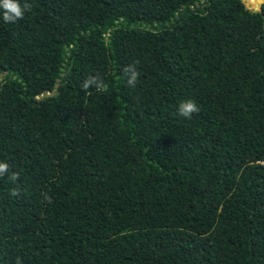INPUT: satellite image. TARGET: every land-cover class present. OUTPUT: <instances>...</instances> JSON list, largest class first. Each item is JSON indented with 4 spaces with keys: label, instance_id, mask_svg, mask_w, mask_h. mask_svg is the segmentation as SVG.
Listing matches in <instances>:
<instances>
[{
    "label": "trees",
    "instance_id": "1",
    "mask_svg": "<svg viewBox=\"0 0 264 264\" xmlns=\"http://www.w3.org/2000/svg\"><path fill=\"white\" fill-rule=\"evenodd\" d=\"M19 3L0 9V264H264V1Z\"/></svg>",
    "mask_w": 264,
    "mask_h": 264
},
{
    "label": "clouds",
    "instance_id": "2",
    "mask_svg": "<svg viewBox=\"0 0 264 264\" xmlns=\"http://www.w3.org/2000/svg\"><path fill=\"white\" fill-rule=\"evenodd\" d=\"M30 4H25L23 8L19 3V0H0V9L3 10V20L5 22H15L17 19H22L24 11L30 9ZM125 77L129 87H134L138 72L135 69V66L130 64L124 70ZM90 86H95L96 88H103L105 85L100 81V78L97 75L88 76L82 84L84 89H88ZM199 108L195 101L188 99L182 101L177 107V113L179 116L184 118H190L193 113H197ZM9 169V165L5 162H0V177H3ZM18 177L14 173L11 179L14 181ZM17 193L13 191V195Z\"/></svg>",
    "mask_w": 264,
    "mask_h": 264
},
{
    "label": "water",
    "instance_id": "3",
    "mask_svg": "<svg viewBox=\"0 0 264 264\" xmlns=\"http://www.w3.org/2000/svg\"><path fill=\"white\" fill-rule=\"evenodd\" d=\"M262 1H264V0H258V3H257L255 6L252 7V6H250L248 3H245V0H242V2L245 4L246 7H248V8H252V9H258V8H259V5H260V3H261ZM0 76H1V73H0ZM54 85H57V84L55 83ZM53 92H54L53 89H50V90H49V93H53ZM44 93H46V91H44Z\"/></svg>",
    "mask_w": 264,
    "mask_h": 264
}]
</instances>
